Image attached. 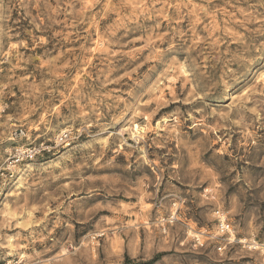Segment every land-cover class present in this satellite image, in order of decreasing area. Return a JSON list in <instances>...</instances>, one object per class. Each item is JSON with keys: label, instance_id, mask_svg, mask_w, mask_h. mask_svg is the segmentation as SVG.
Instances as JSON below:
<instances>
[{"label": "rangeland", "instance_id": "obj_1", "mask_svg": "<svg viewBox=\"0 0 264 264\" xmlns=\"http://www.w3.org/2000/svg\"><path fill=\"white\" fill-rule=\"evenodd\" d=\"M0 98V264H264V0H0Z\"/></svg>", "mask_w": 264, "mask_h": 264}, {"label": "built area", "instance_id": "obj_2", "mask_svg": "<svg viewBox=\"0 0 264 264\" xmlns=\"http://www.w3.org/2000/svg\"><path fill=\"white\" fill-rule=\"evenodd\" d=\"M4 110L5 103L0 98V115L4 112ZM11 137L14 139L16 144L8 145L3 149L0 147V195L5 188L12 183L16 172L19 171L21 167L26 166L28 162H32V160L48 153L52 149L45 142L38 144H20L17 140L24 139L21 135V131L18 133L15 132ZM70 139L71 132H68L59 138L56 137L53 143L54 146H59L61 144L63 145L64 142L69 141ZM215 221L217 237L223 242V246H219L218 251H222L227 246H237L238 248L247 251H259L264 249V242L259 243L255 238L246 239L237 236L233 226L227 220V217L219 210L215 212ZM193 239L196 243L201 245V241L198 236H195Z\"/></svg>", "mask_w": 264, "mask_h": 264}, {"label": "bare ground", "instance_id": "obj_3", "mask_svg": "<svg viewBox=\"0 0 264 264\" xmlns=\"http://www.w3.org/2000/svg\"><path fill=\"white\" fill-rule=\"evenodd\" d=\"M97 43H99V42H97ZM99 44H101V43H99ZM95 51V50H94ZM134 129V131L132 132V135H133V137L135 138V137H139L140 135H141V132L139 131V128H133ZM69 132V130L66 128V129H63L61 132H60V134H58L56 137H60V136H63L64 134H66V133H68ZM21 135L23 136V138L24 139H26V140H30L31 139V136L28 134V133H26V132H24L23 130H21ZM11 139H13L12 137H11ZM11 139H9L8 141H11ZM13 141H14V139H13ZM63 144H65V146H67V145H69V143H68V141H66V142H64ZM62 145V144H61ZM61 145H59V146H61ZM29 163V162H28ZM22 172V170L20 169L19 171H17L16 172V174H15V176H14V178H13V181H12V183L13 182H15L16 181V183H21L22 181H23V176H20L19 174ZM18 188H20L21 187V185H19L18 184V186H17ZM201 237V236H200ZM22 257H24V256H22Z\"/></svg>", "mask_w": 264, "mask_h": 264}]
</instances>
